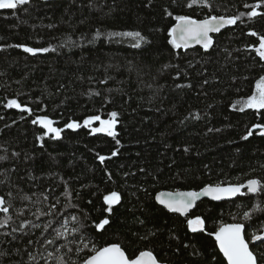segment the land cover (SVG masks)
Masks as SVG:
<instances>
[{
	"label": "trees",
	"instance_id": "16d2710c",
	"mask_svg": "<svg viewBox=\"0 0 264 264\" xmlns=\"http://www.w3.org/2000/svg\"><path fill=\"white\" fill-rule=\"evenodd\" d=\"M210 2L211 11L189 9L185 0H30L15 10L0 9V195L13 204L12 226L22 219L43 226L52 219L53 227L60 228L57 221L68 219L72 227L71 216L76 215L85 225L82 235L98 247L119 243L129 253L151 249L165 264H226L207 232L221 222H243L250 236L264 223V211L248 221L242 218L256 204L264 208V193L199 202L190 215L205 218L202 234L189 232L184 217L154 200L162 190L264 182V137L256 130L248 140L241 139L264 118L231 107L251 95L256 80L264 76V61L250 48L258 46V38L248 35L264 34V17L245 15L243 22L212 35L214 46L208 52L201 47L177 50L168 43L175 20L166 10L198 19L231 16L246 14L251 9L244 5L257 0ZM128 31H139L147 42L133 48L132 38L108 36ZM15 45L56 50L32 55ZM9 99L27 105L32 114L4 107ZM112 111L119 113V145L87 128H64L90 115L106 119ZM43 115L64 131L59 140L45 137L41 146L37 137L44 130L31 121ZM117 148V156L100 163L97 154L110 156ZM112 191L120 193L121 203L109 215L103 196ZM24 195L31 200H22ZM53 204L55 216L37 220L33 215L37 209L51 210ZM21 208L23 217L16 215ZM106 216L110 225L97 232L94 223ZM42 231L4 235L11 227L0 229V264H45L41 257L47 252L36 241L54 233L49 229L42 236ZM29 239L34 243L28 244ZM255 251L259 255L264 249ZM85 255L65 258L80 264Z\"/></svg>",
	"mask_w": 264,
	"mask_h": 264
},
{
	"label": "snow or ice",
	"instance_id": "6c2138e0",
	"mask_svg": "<svg viewBox=\"0 0 264 264\" xmlns=\"http://www.w3.org/2000/svg\"><path fill=\"white\" fill-rule=\"evenodd\" d=\"M30 0H0V9H12L15 10L18 6L26 5ZM175 2V0H174ZM185 6L189 9L195 6L201 8H207L211 11L213 5L210 0H185ZM245 8H250L249 12L240 13L239 15H207L203 19L194 18L191 15H175L171 11L166 10L168 17H172L175 20L174 25L168 30V43L173 49H184L188 50L193 45H199L205 52H208L214 46L213 33H219L222 29L236 25L238 21H242V17L247 15L249 19L256 17H264V12L259 11L264 7V0H257L254 5H244ZM248 35L258 38V46L251 45L250 48L259 57L260 61H264V34L257 33L256 31H250ZM109 38L113 37H128L132 38L133 48H140L142 43L147 42L146 38L139 31H128V32H112L108 34ZM101 33L99 30L95 33V38L99 39ZM14 47L22 48L24 52L36 55L37 53H47L49 51H55V48H33L26 45H15ZM264 66V65H262ZM106 83V81H101ZM207 83V81H205ZM191 87V85H186ZM177 87H183L177 85ZM99 95V93H96ZM4 107L8 109H18L21 112H26L29 115L32 114V109L27 105H22L17 99H9ZM233 110L239 112H245L246 110H253L256 114L264 118V76H260L255 82V89L251 95L245 99L238 100L232 104ZM119 113L112 111L108 114L107 119H103L100 115L87 116L83 123L76 120L67 122L64 126L66 129L76 131L80 128L90 129V134H104L111 137L117 145L120 144V140L117 139L118 133L116 131ZM199 119V115L195 116ZM98 122V126L93 127ZM33 125H39L44 131L43 134L38 136L37 139L41 141L43 146V140L45 137H49L53 140L61 139V133L64 128L55 127L56 123L50 119L47 115L37 116L31 121ZM259 130L258 135L264 137V123H255L251 125L246 131V134L241 137L242 140H248L249 137ZM187 151V149H185ZM119 154V149L111 152L110 156L99 155L98 159L101 164H104L106 160L111 159ZM3 159V157H0ZM143 171V169L141 170ZM109 179H111V173H108ZM246 191H243L245 190ZM264 193V182L260 179H249L246 183L240 184H209L200 189L199 191H176V192H159L155 196V201L163 206L170 213H178L186 220V226L191 233H205L206 232V220L204 217L196 215L191 216L190 213L194 208L197 207V201L201 200L202 197H208L212 201L231 200L238 196H246L248 194H259ZM11 196V193H9ZM71 193L66 192V199H70ZM24 201H30L31 197L24 195L21 197ZM44 199L48 197L45 195ZM59 203V201H57ZM91 203V201H89ZM103 203L106 205L105 212L109 215L113 213V206L121 203V195L117 191H112L107 195L103 196ZM71 207H78L77 205H70ZM13 208L11 200L6 201L3 195H0V213L4 214L3 219H0V229L11 227V232H6L4 235H12L20 232L25 233V230L31 231V229L43 228V232H47L49 229L52 230L54 235L52 238L44 236L42 241H36L41 243L45 247L47 257H41L45 259V264H77V260L66 259L65 256L75 253L79 258L81 253L86 255L80 264H161L160 259L154 251L151 249L138 250L137 252L129 253L125 247L119 243H110L105 246L98 247L94 242L88 240L82 235V229L85 227L76 215L71 216L72 227H69V220L63 219L57 221L60 223V228H54L52 219H49L43 226L35 223L31 220L22 219L19 224L12 226L14 223L13 216L10 214V209ZM49 211L45 212L41 209H37L34 216L39 220L42 216H55L56 205L50 206ZM264 211L260 204H256L251 210L243 212V220L248 221L252 219L253 214L256 212ZM25 209H17L16 215L23 217ZM61 215H63L61 213ZM87 218V217H86ZM233 220H236V216L233 215ZM140 223H143L141 220ZM76 225H79L77 227ZM110 225V219L106 216L99 222L94 223V227L97 232H103L106 230V226ZM155 235V233H151ZM207 235L214 238L216 247L219 253L222 254L226 264H264V251H261L258 255L255 251L256 248L264 249V223L259 228L253 231L250 236L246 231V225L243 222L223 223L221 222L218 228L213 232H207ZM69 236L72 239H69ZM147 236H141L140 239L145 240ZM178 239V237H173ZM63 240L65 243L59 244L58 241ZM79 240L80 243L76 244ZM28 244L34 243L33 240L29 239ZM75 244L73 248L70 245ZM57 245L53 250L48 251V246ZM185 248L189 245H184ZM61 249H64V253H61ZM31 260L36 261V256L29 253ZM215 261V256H213Z\"/></svg>",
	"mask_w": 264,
	"mask_h": 264
},
{
	"label": "water",
	"instance_id": "95a60500",
	"mask_svg": "<svg viewBox=\"0 0 264 264\" xmlns=\"http://www.w3.org/2000/svg\"><path fill=\"white\" fill-rule=\"evenodd\" d=\"M46 1H51V0H46ZM223 30V29H222ZM221 30V31H222ZM215 34H218V33H213L212 35H215ZM195 47H200L199 45H193L192 47H190L189 49H192V48H195ZM247 182V181H246ZM246 182H244V183H246ZM223 185H227V184H223ZM205 187V186H204ZM203 188V187H202ZM202 188H200V189H202ZM200 189H198V190H195V189H191V190H174V191H172V190H162L163 192H176V191H193V190H195V191H199ZM162 191H159V192H162ZM243 191H246V189L245 190H243ZM159 192H157L155 195H154V200H155V196L159 193ZM238 197H241V196H238ZM238 197H235V198H233V199H231V200H221V201H212L210 198H208V197H202L201 198V200H199V201H197V204L199 203V202H201V201H203V200H208V201H211V202H216V203H218V202H224V201H232V200H234V199H236V198H238ZM156 202V201H155ZM156 204L157 205H159L157 202H156ZM115 206V205H114ZM159 206H161V205H159ZM161 207H163V206H161ZM166 210V209H165ZM194 210V209H193ZM192 210V211H193ZM167 211V210H166ZM173 214H177V215H179L178 213H173ZM180 216V215H179ZM182 217V216H181ZM213 238V237H212ZM214 239V238H213ZM215 242V241H214ZM218 249V248H217ZM219 251V250H218ZM221 254V253H220ZM221 256H222V254H221ZM223 257V256H222ZM161 264H165V263H161Z\"/></svg>",
	"mask_w": 264,
	"mask_h": 264
},
{
	"label": "rangeland",
	"instance_id": "374dc122",
	"mask_svg": "<svg viewBox=\"0 0 264 264\" xmlns=\"http://www.w3.org/2000/svg\"><path fill=\"white\" fill-rule=\"evenodd\" d=\"M106 119H107V118H106ZM96 126H98V122H97L96 124L93 125V127H96Z\"/></svg>",
	"mask_w": 264,
	"mask_h": 264
}]
</instances>
